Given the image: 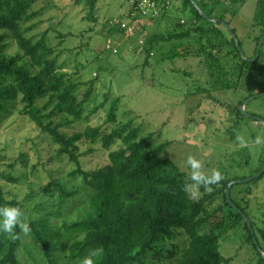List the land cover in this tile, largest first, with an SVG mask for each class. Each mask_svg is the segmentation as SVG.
I'll list each match as a JSON object with an SVG mask.
<instances>
[{"label":"rangeland","instance_id":"374dc122","mask_svg":"<svg viewBox=\"0 0 264 264\" xmlns=\"http://www.w3.org/2000/svg\"><path fill=\"white\" fill-rule=\"evenodd\" d=\"M206 1L211 5L215 0ZM179 2L181 0H173L168 13L163 15L164 35L182 29L180 21H185L186 27L190 24L191 13L182 11ZM257 2L241 0L231 4L229 0H222L216 4L213 13L216 18L224 14L225 21L234 29L244 59L255 56L256 42L262 32L255 20ZM113 5H117L120 13H125L129 1L38 0L29 10L35 16L22 26L29 30L26 35L33 41L44 37L52 50L46 58L56 59L57 67L73 80L86 82L98 78L80 118L56 114L51 120L55 125L64 124L61 132L67 136L100 127L99 136L94 141L83 138L77 143L83 170L93 171L108 163L109 150L102 146L101 137L112 130L105 124L109 106L97 107L114 97H119V122L132 120L143 136L155 133L159 142H169L163 154L191 181L189 192L193 199L199 200L212 191L201 193L195 182L213 175L234 182L235 178L248 177L258 170L264 160V124L260 122L264 120V95L259 94L245 106L247 112L258 115L260 120L247 118L238 130L233 127L224 105H237L249 92L258 93L264 89V39L259 60L263 67L261 73L246 75L237 90L212 91L210 98H207L206 91L189 95L197 88H210L207 75L198 64L203 62L201 52L199 59L192 55L186 59L163 58L180 41L154 39L150 48L148 37L143 36L144 47L152 53L146 58L145 52L137 48V40L126 38V30L121 31L122 25L131 24L129 15L123 21L125 17L117 18L106 12L107 7ZM110 17H115L111 24ZM217 27L223 38L229 39L227 29ZM181 42L199 47L193 39ZM4 44L7 45L5 54H16L11 39L6 38ZM223 49L231 50L228 46ZM223 62L237 73V58L231 56ZM183 72L193 75L187 77ZM45 101L38 100L39 106ZM9 109L10 113L0 119V190L6 201L18 206V209L14 205L8 206L18 228V263L44 264L39 248L27 232L26 223L33 220L48 223L57 263L72 264L60 249L71 240L63 225L86 216L88 199L93 191L79 177L71 175L74 165L68 156L59 154V146L19 113V103ZM117 147L118 144L111 146L112 149ZM49 183L54 184L47 189ZM219 187L220 183L217 184ZM60 189L74 193L65 196L61 204ZM232 197L245 208L247 218L254 224L259 242L264 247V175L249 185L234 186ZM221 201V195L216 196L212 207H217ZM13 230L11 228V232ZM182 241L183 237L177 236L174 244ZM219 247L221 255L229 259L227 264L259 263L256 248L248 242V233L242 226L222 236ZM169 252H174L172 243H162L145 262L172 264Z\"/></svg>","mask_w":264,"mask_h":264},{"label":"trees","instance_id":"16d2710c","mask_svg":"<svg viewBox=\"0 0 264 264\" xmlns=\"http://www.w3.org/2000/svg\"><path fill=\"white\" fill-rule=\"evenodd\" d=\"M37 1L0 0V119L10 113L9 107L19 103V113L59 146V154L68 156L74 165L71 175L79 177L93 191L88 199L86 216L63 225L71 238L60 247L67 259L72 264H147L145 260L148 256L155 253L160 244L169 242L174 250L168 253L172 264H227L229 259L221 255L219 240L227 232L236 231L242 226L248 233V242L256 248L258 264H263L264 256L260 250L264 254V247L259 242L254 224L247 218L245 208L232 197V189L237 184L249 185L261 178L264 173L259 177L256 175L261 171L264 160L262 166L250 176L234 179L236 183L229 189L231 203L225 196V189L231 181L220 180L215 175L195 182L201 193L212 190L195 200L189 192L191 181L163 154L169 142H159L155 133L143 136L132 120L119 122V97H114L97 107L109 106L105 124L110 125L112 130L101 137L102 146L109 150L108 163L93 171L83 170L77 154V143L83 138L94 141L99 136L100 127L67 136L61 132L64 124L55 125L51 120L56 114L80 118L85 104L93 95L98 78L86 82L73 80L57 67L56 59L46 58L52 54V50L46 45L44 37L37 41L27 37L29 30L22 26L35 16L29 10ZM229 1L234 4L241 0ZM218 2L215 0L209 5L206 0H181V10L191 13L189 26L184 25L185 21H180L183 28L178 32L174 30L159 36L161 41H180L163 58L186 59L192 55L199 59L201 52L203 62L198 64L203 67L210 88H197L189 95L206 91L207 98H210L212 91L237 90L246 75L263 71L259 62L261 51L254 62H248L241 58L234 29L231 28L234 37L228 32L229 39L223 38L217 26H222L220 22L228 25L229 22L225 21L224 14L214 17ZM211 19H218L219 22L214 23ZM255 20L256 25L262 27L256 42L257 49L264 34V0L257 2ZM112 32L117 30L112 29ZM6 38L11 39L17 49L12 56L4 53ZM183 39H193L199 43V47L191 43L183 44ZM153 41L149 37L150 48ZM145 44L136 46L145 52L147 58L152 53L144 47ZM225 46L231 50L224 51ZM231 56L238 59L237 73L223 62V59ZM182 74L187 77L193 75L190 72ZM260 93H264V89L258 93L249 92L237 105H224L236 130L247 118L260 119L254 113L246 111L249 115H243L240 111L247 98ZM107 98L106 95L105 100ZM40 99L46 100L41 106L38 104ZM113 144H118L117 149L111 148ZM246 179L250 180L245 182ZM218 183L221 184L219 188ZM51 184L54 183H49L47 189ZM73 194L61 191L60 204L65 196ZM219 195L221 203L212 207V200ZM11 205L18 207L15 202L6 201L0 190V264H19L18 228L8 210ZM11 228H14L12 232ZM26 228L39 248L44 264H58L48 223L27 221ZM177 236L183 237V241L174 244Z\"/></svg>","mask_w":264,"mask_h":264},{"label":"built area","instance_id":"2783aa9c","mask_svg":"<svg viewBox=\"0 0 264 264\" xmlns=\"http://www.w3.org/2000/svg\"><path fill=\"white\" fill-rule=\"evenodd\" d=\"M172 3L173 0H130L132 11L129 17L132 21L127 27L122 25V29L126 30L127 35L135 36L136 44L143 46L145 40L143 39L144 31H141L142 22L145 20L153 23L168 13Z\"/></svg>","mask_w":264,"mask_h":264},{"label":"crops","instance_id":"0c3cea01","mask_svg":"<svg viewBox=\"0 0 264 264\" xmlns=\"http://www.w3.org/2000/svg\"><path fill=\"white\" fill-rule=\"evenodd\" d=\"M129 1V7H128V10L125 12V13H120L117 9V5H113V6H108L106 9V12L109 13L110 15H115L117 18H123L125 17V19L123 21H125L126 19H128V15L131 11V4H130V0ZM219 1H222V0H219ZM181 4V2H179ZM215 12V11H214ZM111 18V17H110ZM115 19L114 18H111L110 19V23L111 24L112 20ZM166 24H165V17H160L158 18L157 20H155L153 23H149L147 21H143L142 22V25H141V31H144V36L152 38V39H157L159 40V36L160 35H164L163 30L165 28ZM143 29V30H142ZM124 31V30H123ZM126 33V32H125ZM169 33V32H168ZM125 37L126 38H133L135 40V36L134 37H130L128 35L125 34Z\"/></svg>","mask_w":264,"mask_h":264},{"label":"water","instance_id":"95a60500","mask_svg":"<svg viewBox=\"0 0 264 264\" xmlns=\"http://www.w3.org/2000/svg\"><path fill=\"white\" fill-rule=\"evenodd\" d=\"M201 14L203 15V13H201ZM211 21L214 22V23H218V22H219L218 19H211ZM220 24H221L222 26H224L225 29H227V31L230 33L231 37H234V35L231 33V28H230V26H229L228 24H226L225 22H220ZM263 39H264V34H263L262 38L260 39V41H259V43H258V46H257V49H256V54H255V56H254L253 58H251V59H244L242 53L240 52L241 58H242L243 60L248 61V62H254V61L259 57V55H260V49H261V46H262V43H263ZM236 46H237V43H236ZM237 47H239V46H237ZM260 95H264V93H260ZM260 95H254V96H251V97H249L248 99H246V100L243 102L242 106L240 107V111L242 112L243 115H249V114L246 112V110H245V106H246V104L248 103V101H250V100H252L253 98L258 97V96H260ZM259 120H260V119H259ZM260 122H262V123L264 124V120H260ZM263 173H264V165H263L261 171L256 175V177H259V176L262 175ZM248 180H250V179H246L245 182H247ZM234 182H235V181H234ZM234 182H233V181L230 182V183L227 185L226 189H225V196H226V198H227V200H228L229 202H230V199H229V189H230L231 185L234 184ZM230 203H231V202H230ZM231 205H232V204H231ZM233 207H234V206H233ZM244 219H245L246 222H248V219H247L246 217H244ZM248 226L250 227V224H249V223H248ZM260 252H261L262 255L264 256V254H263V252H262L261 250H260Z\"/></svg>","mask_w":264,"mask_h":264}]
</instances>
